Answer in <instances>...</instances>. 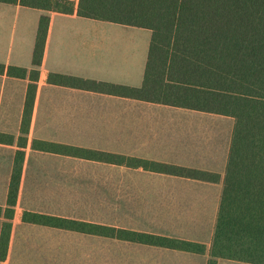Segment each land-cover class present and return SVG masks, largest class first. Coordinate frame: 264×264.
I'll return each instance as SVG.
<instances>
[{"label": "trees", "instance_id": "trees-1", "mask_svg": "<svg viewBox=\"0 0 264 264\" xmlns=\"http://www.w3.org/2000/svg\"><path fill=\"white\" fill-rule=\"evenodd\" d=\"M151 31L140 86L42 72L50 16H41L31 69L0 63V74L28 79L0 232V264L7 261L13 219L131 244L197 254L207 244L47 211L17 210L29 152L219 183V172L124 152L30 136L39 81L140 101L188 107L234 118L228 161L207 264L227 259L264 264V0H0Z\"/></svg>", "mask_w": 264, "mask_h": 264}, {"label": "crops", "instance_id": "crops-1", "mask_svg": "<svg viewBox=\"0 0 264 264\" xmlns=\"http://www.w3.org/2000/svg\"><path fill=\"white\" fill-rule=\"evenodd\" d=\"M44 14L50 16V25L44 56L40 66L42 72H59L123 84L119 83L118 74L122 70H125L126 67L132 70L136 55L142 54L144 56L147 48L149 51L151 31L147 29L150 31L149 36V32L143 30L146 28L77 15L45 12L41 9L24 7L20 4L0 2V63L23 66L29 69L33 67V53L37 30L40 18ZM28 82V79L10 77L6 73L0 74V131L12 133L16 136L19 135ZM228 119H232L233 122L230 131L231 135L226 139L223 133V126ZM233 128L234 118L228 115L188 107L140 101L39 81L31 123V137L61 142H95L96 140L97 142H135V145L130 150L125 148L117 150L109 147H94L133 154L156 161L219 172L222 180L219 183H214L119 167L126 171L162 176L165 180H187L207 185L208 190L206 192L212 191L216 194V207L212 210L214 215L211 214L208 210L211 206L206 201L211 198L210 194L202 198V201L187 203L182 202L180 199V195L184 194V189L178 187L165 185L163 188L158 189L150 187H145L144 189L137 188L135 194H141L148 202L147 222L141 223V226L131 219H128L130 221L129 224L106 222L96 220L95 217L89 214L88 211L90 209L86 212L84 208H80L83 206L81 204L84 203L82 199L70 198L71 194L74 196L80 195L71 186L63 187L67 191H62V194L67 195V198L62 197L63 200L48 201V205L46 203L41 206H31V204H28V206L20 207L24 181L28 172V163L34 153L29 152L25 164L17 210L47 211L56 215H70L118 226H134L154 233L203 242L207 244L208 252L206 254H197L142 246L30 224L15 218L13 219L9 251L5 263L20 264L10 263L9 259L12 254L15 226L16 224H21L75 233L134 247L138 250L149 251L150 257L142 258L141 264H207L210 257L209 248L214 234L225 171L222 173L219 170L220 168L205 166L201 163L216 161V152L212 147V142L223 134L224 142L231 143ZM34 131L37 133L33 134ZM92 131L98 132V136L92 141H85L89 139V134L86 132ZM66 132H79L81 135L77 136V134L74 135ZM65 136L66 138L75 137V141H67L64 139ZM76 138L79 139L76 140ZM230 143L223 151L222 161L225 169ZM1 148L15 149L13 146L0 144ZM12 159L13 152L11 154L10 167L6 174V184L1 192L3 201L0 202L1 206H5ZM72 175L74 173H67V181ZM93 179V181L87 183L92 188V191L95 190V194H107V187L112 186V182H108L106 176L97 179L95 177ZM67 184L69 183L67 182ZM212 185H216L219 189L213 188ZM80 187H85V185H80ZM101 188L105 189V191L102 192ZM116 191L117 193L121 192V194L124 192V190L120 189V184L116 186ZM128 193L132 194L131 191ZM152 195H155L156 198L154 197L155 199L150 200L149 197ZM50 203L57 204L58 208L51 210ZM63 204L66 207L59 208ZM142 204L146 205V201L143 200ZM3 220L4 218L0 217V232ZM49 253L51 254V264H73L69 255L61 260L54 250H51ZM118 259H121V257H118ZM138 259L130 258L129 256V260H125L123 264H140L139 260L141 259ZM115 263L122 264V262L116 261ZM229 263L249 264L227 259H219L218 261V264ZM43 264L50 263L44 262Z\"/></svg>", "mask_w": 264, "mask_h": 264}, {"label": "rangeland", "instance_id": "rangeland-1", "mask_svg": "<svg viewBox=\"0 0 264 264\" xmlns=\"http://www.w3.org/2000/svg\"><path fill=\"white\" fill-rule=\"evenodd\" d=\"M144 31L149 32L147 29ZM148 48L144 56L136 55V60L133 61V69L126 67L118 74L119 83L126 85H141L144 72ZM14 59V58H13ZM13 63V62H11ZM124 71V72H123ZM232 119H228L224 123L223 130L226 139L231 135ZM37 132L34 131L33 134ZM39 133V132H38ZM70 134L81 135L79 132H66ZM89 134V139L92 141L98 136V132H86ZM52 134V133H48ZM60 136V135H58ZM75 137L66 138L67 141H75ZM79 138H76V140ZM82 140V139H81ZM74 143V142H73ZM82 145L109 147L112 149L122 150L129 149L135 145V142H75ZM230 142H224L223 134L212 142V147L216 152V161H205L201 163L205 166L220 168L222 173L225 171L223 164V151L228 147ZM14 149H0V202L2 201V191L6 184V174L10 167L11 154ZM74 173L67 181V173ZM108 182H112V186H108L107 194H95V190L87 184L93 181L96 177H104ZM67 182L69 184H67ZM116 183V185H115ZM118 183V184H117ZM120 184V189L124 190L117 193L116 186ZM85 185V187H80ZM165 185L169 187H178L184 189V194L180 195L182 202L202 201L207 194L211 195L208 201V208L211 214L216 207V194L210 191L207 193V185L193 181H183L178 179L165 180L162 176L145 174L141 172L126 171L125 169L100 165L96 163H87L74 159L62 157H54L42 153H33L28 163V172L24 181V190L19 206H41L48 205V201L63 200L67 195L62 194L67 192L63 189L64 186H71L75 192L80 195H70V198L82 199L80 208H84L86 212L90 209L89 214L95 217L96 220L115 222V223H130L128 219L133 220L137 225L145 223L148 220L147 199L139 193L135 194L136 189H144L150 187L154 189L163 188ZM213 188L219 189L216 185ZM102 192L105 189H100ZM111 190V191H110ZM131 191L132 194L128 192ZM214 191V190H213ZM111 192V193H109ZM128 193V194H127ZM155 195L150 196L151 199ZM179 197V196H178ZM146 205L142 204L143 200ZM152 202V201H151ZM51 204V203H50ZM152 204V203H151ZM51 210L58 208L57 204H51ZM145 206L143 209L142 207ZM151 206V205H150ZM66 207L64 204L59 208ZM207 207V206H206ZM204 210V208H202ZM214 215V214H213ZM1 222V221H0ZM207 228V226H205ZM51 250L57 252L59 259L66 258L68 255L73 264H114L116 262H125L130 258H139L140 264L142 258L150 257V252L147 250H138L134 247L113 243L98 238L87 237L75 233H67L58 230H49L40 227L16 224L14 229V239L12 254L9 259L10 263L20 264H43L44 262L51 264ZM116 256V257H115ZM121 259H118V257ZM128 257V258H126ZM146 260V259H145ZM117 264V263H115ZM233 264V263H229Z\"/></svg>", "mask_w": 264, "mask_h": 264}]
</instances>
